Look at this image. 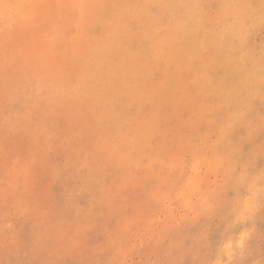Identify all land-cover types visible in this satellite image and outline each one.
Wrapping results in <instances>:
<instances>
[{
  "label": "rangeland",
  "instance_id": "obj_1",
  "mask_svg": "<svg viewBox=\"0 0 264 264\" xmlns=\"http://www.w3.org/2000/svg\"><path fill=\"white\" fill-rule=\"evenodd\" d=\"M217 260L264 264V0H0V264Z\"/></svg>",
  "mask_w": 264,
  "mask_h": 264
},
{
  "label": "clouds",
  "instance_id": "obj_2",
  "mask_svg": "<svg viewBox=\"0 0 264 264\" xmlns=\"http://www.w3.org/2000/svg\"><path fill=\"white\" fill-rule=\"evenodd\" d=\"M245 236H246V234H242L239 241H238V243L241 246L244 244ZM232 248H233V242L231 240L227 241L223 245L222 251L228 255L229 259L231 258V255H232V251H231ZM216 264H225V262L223 260H217Z\"/></svg>",
  "mask_w": 264,
  "mask_h": 264
}]
</instances>
